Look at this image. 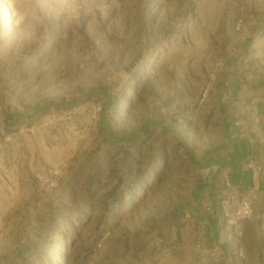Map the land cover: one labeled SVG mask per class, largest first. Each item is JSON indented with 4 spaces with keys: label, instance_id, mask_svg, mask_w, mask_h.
<instances>
[{
    "label": "rangeland",
    "instance_id": "374dc122",
    "mask_svg": "<svg viewBox=\"0 0 264 264\" xmlns=\"http://www.w3.org/2000/svg\"><path fill=\"white\" fill-rule=\"evenodd\" d=\"M232 66L264 0H0V264H264V183L197 205Z\"/></svg>",
    "mask_w": 264,
    "mask_h": 264
},
{
    "label": "crops",
    "instance_id": "0c3cea01",
    "mask_svg": "<svg viewBox=\"0 0 264 264\" xmlns=\"http://www.w3.org/2000/svg\"><path fill=\"white\" fill-rule=\"evenodd\" d=\"M222 84L224 88L216 107L220 112L225 149L197 157L196 166L211 170L210 178H214L198 198L197 205L199 201L215 204L219 194L234 198L237 190L250 189L255 197L264 183V80L242 77L239 69L235 73L232 66ZM194 210L190 222H197L205 237L222 233L219 221Z\"/></svg>",
    "mask_w": 264,
    "mask_h": 264
},
{
    "label": "built area",
    "instance_id": "2783aa9c",
    "mask_svg": "<svg viewBox=\"0 0 264 264\" xmlns=\"http://www.w3.org/2000/svg\"><path fill=\"white\" fill-rule=\"evenodd\" d=\"M249 212H250L249 206H248L247 202L244 201L242 203L240 210L238 211V215L245 217L249 214Z\"/></svg>",
    "mask_w": 264,
    "mask_h": 264
}]
</instances>
